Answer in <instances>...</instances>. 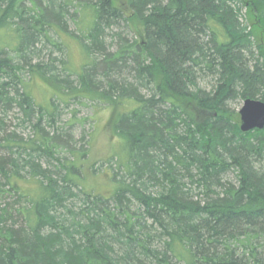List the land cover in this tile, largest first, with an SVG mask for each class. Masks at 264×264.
Returning <instances> with one entry per match:
<instances>
[{
  "label": "trees",
  "instance_id": "obj_1",
  "mask_svg": "<svg viewBox=\"0 0 264 264\" xmlns=\"http://www.w3.org/2000/svg\"><path fill=\"white\" fill-rule=\"evenodd\" d=\"M246 10L264 32V0H0V193L28 200L0 210V264H264V129L232 108L264 101ZM34 78L70 98L40 106ZM72 100L113 108L107 197L60 126Z\"/></svg>",
  "mask_w": 264,
  "mask_h": 264
},
{
  "label": "rangeland",
  "instance_id": "obj_2",
  "mask_svg": "<svg viewBox=\"0 0 264 264\" xmlns=\"http://www.w3.org/2000/svg\"><path fill=\"white\" fill-rule=\"evenodd\" d=\"M123 6L125 7L126 5ZM244 14L245 21L255 32L254 37L256 42L264 45V32L256 28L254 15L247 10ZM142 37L143 29L136 23L135 27L131 30V38L141 41ZM64 41L68 46L70 67L75 73H79L85 63V57L80 50V46L76 40L70 37L65 36ZM28 85L30 94L44 108H49L48 106L52 100L58 102L59 100L67 101L70 98V96L61 93L56 87L40 78L31 79ZM242 105L243 102L233 103L232 108L237 110L239 114ZM61 109L62 118L60 126L63 129H68V126L74 122L76 124L74 128L75 136L80 137L82 134L85 136V140L77 144V148L87 151V156L81 162L85 186L102 196H109L112 193L114 184L111 181L112 169L108 161L116 155L120 147L112 125L113 108L100 104L93 105L88 102L78 104L72 100L67 106L62 104ZM12 120L13 123L10 125V130H16L18 135L25 140L34 137L31 128H16L17 122L14 118ZM2 155L4 154L0 153V156ZM111 163L113 164V162ZM1 181L0 177V184L3 189L4 182ZM4 191L0 193V210L4 207L18 210L28 205V200L21 197V192L18 194L16 191L9 190L7 186L4 188Z\"/></svg>",
  "mask_w": 264,
  "mask_h": 264
},
{
  "label": "water",
  "instance_id": "obj_3",
  "mask_svg": "<svg viewBox=\"0 0 264 264\" xmlns=\"http://www.w3.org/2000/svg\"><path fill=\"white\" fill-rule=\"evenodd\" d=\"M240 131L248 133L264 129V101L247 99L239 110Z\"/></svg>",
  "mask_w": 264,
  "mask_h": 264
}]
</instances>
